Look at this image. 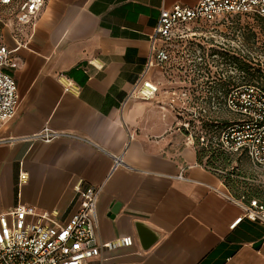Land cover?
<instances>
[{
	"label": "crops",
	"instance_id": "1",
	"mask_svg": "<svg viewBox=\"0 0 264 264\" xmlns=\"http://www.w3.org/2000/svg\"><path fill=\"white\" fill-rule=\"evenodd\" d=\"M198 1L46 0L33 27L5 13L0 40L15 48L8 71L19 102L0 123V138L44 125L60 134L0 143V212L32 206L62 223L79 207L76 186L101 185L99 238L134 239L103 251V264H264V223L243 216L232 225L244 214L232 197L254 195L238 185L239 172L199 153L177 87L171 99L174 74L168 80L147 67L161 8ZM142 76L158 84L156 96L126 99ZM114 156H121L115 167ZM136 220L158 233L148 248Z\"/></svg>",
	"mask_w": 264,
	"mask_h": 264
},
{
	"label": "built area",
	"instance_id": "2",
	"mask_svg": "<svg viewBox=\"0 0 264 264\" xmlns=\"http://www.w3.org/2000/svg\"><path fill=\"white\" fill-rule=\"evenodd\" d=\"M45 2L46 0H0V24L4 23L5 13H8L14 17L17 25L33 27ZM244 15L264 18V0H199L192 5L178 3L169 8H161L158 21L150 34L147 67L158 66L169 70L175 62L179 63L181 52L177 53L178 42L189 35V24L192 22L223 25ZM261 45L262 42H256L255 46ZM216 47L223 50L230 46ZM236 47L243 53H250L254 60L259 58L264 63V51L262 54L250 51L244 41L238 42ZM14 50L15 48H9L0 40V123L14 116L19 102L16 79L8 71L12 65ZM208 55L210 58L207 64L211 73L217 72L220 79L226 80L230 76L242 79L244 76L226 55ZM199 59L201 56L189 61L196 65ZM212 78L211 76V80ZM158 90L157 83L142 76L132 86L126 99H153ZM208 92L214 102V92L212 89ZM174 94L173 91V101L174 96H177ZM218 95L222 96L223 106L236 117L229 120L216 137H211L213 140L209 141L210 144L224 152L246 154L254 168L264 169V87L258 82H242L231 87L226 94L219 92ZM188 125L183 124L185 127ZM59 134L58 130L44 125L26 136L0 138V143L16 139H41L49 142ZM199 139L203 141L204 136H198ZM113 158L115 167L121 162V156ZM179 177H183L182 173ZM24 179L25 174L21 172L19 180ZM101 187L76 186L79 207L62 223L56 222L48 214L39 213L32 206H16L0 212V264H91L94 258H97L98 264H103V251L132 245L134 239L131 235L110 240L99 238L96 201ZM232 199L244 209V214L232 225L243 216L264 223V202L256 197L247 198L245 194ZM28 215L36 218L28 219Z\"/></svg>",
	"mask_w": 264,
	"mask_h": 264
},
{
	"label": "rangeland",
	"instance_id": "3",
	"mask_svg": "<svg viewBox=\"0 0 264 264\" xmlns=\"http://www.w3.org/2000/svg\"><path fill=\"white\" fill-rule=\"evenodd\" d=\"M189 27H191V31L188 32L189 35L178 42L180 44L177 47V53L180 54L181 52L180 62H175V65L169 70L162 69V71L165 72L168 80H173L169 76L173 74L179 80L176 84L173 82L175 86L171 87V90L177 87L179 94L177 98L181 101L179 108H182L184 120L193 119L192 122H196L193 123L196 126L193 132H197L199 136H204L203 141L198 140L200 144L199 153L209 155L212 159L208 162L209 165L219 166L227 173L239 172L243 178L237 179L238 185L246 191L247 195H254L264 202V169L260 170L250 166L249 158L243 153L224 152L209 142L211 139L213 140L212 136L216 137L222 127L236 116L223 106V99L220 95H215L214 102L211 101L208 95L212 84L211 76H214V84H217L214 86L215 90L218 88V84L222 82L216 79L217 72L214 71V74H210L207 69V61L210 58L208 53L214 46L229 45L231 46L230 50L237 49L238 42H249L255 35L258 37V41H264V18L244 15L223 25L192 22ZM241 27L246 32L242 33ZM193 31L195 32L193 33ZM196 56H201V59H199L198 64L194 65L189 60L196 58ZM210 121L215 122L213 129L207 126ZM205 160H208L207 156Z\"/></svg>",
	"mask_w": 264,
	"mask_h": 264
},
{
	"label": "trees",
	"instance_id": "4",
	"mask_svg": "<svg viewBox=\"0 0 264 264\" xmlns=\"http://www.w3.org/2000/svg\"><path fill=\"white\" fill-rule=\"evenodd\" d=\"M259 18H263L260 16H256ZM235 18H240V16H237ZM239 20V19H236ZM242 33L246 32L243 27H241ZM257 36H253L252 40L247 42L244 41L246 44L248 50H254L257 52V54H262L264 51V41H258ZM256 42H262V45L259 47H256ZM231 47V46H230ZM221 49L214 46L212 50L209 52V54L214 53H221V55H226V58L236 66L237 69L242 71L244 73V76L241 78H236L233 76H230L228 79H220L217 75V80L221 81V84H218V88L215 90L214 86L217 84H214V76L211 80V89L214 92V96L218 95L219 92L222 93V95L226 94L228 90L233 87L236 84L242 83V82H258L260 85L264 87V63L261 62V60L258 58L257 60H254L250 53H243L240 49L234 48L233 50H230L229 48ZM217 48V49H216ZM221 49V50H218ZM208 72L211 73L209 66L207 67ZM222 97V96H221ZM207 126L210 129H213L215 127V122L210 121Z\"/></svg>",
	"mask_w": 264,
	"mask_h": 264
},
{
	"label": "water",
	"instance_id": "5",
	"mask_svg": "<svg viewBox=\"0 0 264 264\" xmlns=\"http://www.w3.org/2000/svg\"><path fill=\"white\" fill-rule=\"evenodd\" d=\"M135 229L142 248H148L158 239V233L144 221L136 220Z\"/></svg>",
	"mask_w": 264,
	"mask_h": 264
}]
</instances>
